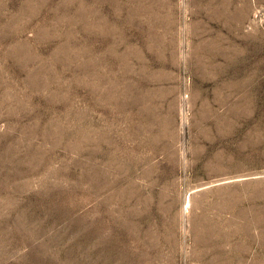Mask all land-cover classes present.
<instances>
[{
    "label": "rangeland",
    "instance_id": "1",
    "mask_svg": "<svg viewBox=\"0 0 264 264\" xmlns=\"http://www.w3.org/2000/svg\"><path fill=\"white\" fill-rule=\"evenodd\" d=\"M0 264H264V0H0Z\"/></svg>",
    "mask_w": 264,
    "mask_h": 264
}]
</instances>
